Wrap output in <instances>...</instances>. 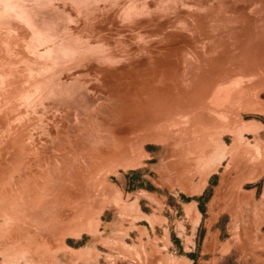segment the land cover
<instances>
[{
  "label": "rangeland",
  "instance_id": "rangeland-1",
  "mask_svg": "<svg viewBox=\"0 0 264 264\" xmlns=\"http://www.w3.org/2000/svg\"><path fill=\"white\" fill-rule=\"evenodd\" d=\"M263 260L264 0H0V264Z\"/></svg>",
  "mask_w": 264,
  "mask_h": 264
},
{
  "label": "bare ground",
  "instance_id": "bare-ground-1",
  "mask_svg": "<svg viewBox=\"0 0 264 264\" xmlns=\"http://www.w3.org/2000/svg\"><path fill=\"white\" fill-rule=\"evenodd\" d=\"M194 117V116H193ZM119 125V124H118ZM132 126V125H131ZM152 136V135H151ZM50 198H52V197H50ZM57 202V201H56ZM51 204V203H50ZM66 207V206H65ZM33 212V211H32ZM36 212V211H35ZM27 232V231H26ZM44 232V231H43ZM32 235V234H31ZM39 235V234H38ZM36 237V236H35ZM44 238V237H43ZM40 240H41V238H40ZM28 244V243H27Z\"/></svg>",
  "mask_w": 264,
  "mask_h": 264
},
{
  "label": "crops",
  "instance_id": "crops-1",
  "mask_svg": "<svg viewBox=\"0 0 264 264\" xmlns=\"http://www.w3.org/2000/svg\"><path fill=\"white\" fill-rule=\"evenodd\" d=\"M263 262H264V260H263Z\"/></svg>",
  "mask_w": 264,
  "mask_h": 264
}]
</instances>
